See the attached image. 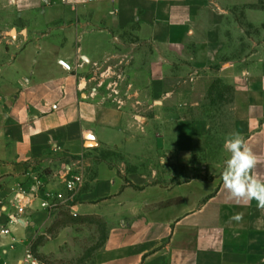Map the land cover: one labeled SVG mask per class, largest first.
<instances>
[{
  "label": "crops",
  "instance_id": "crops-1",
  "mask_svg": "<svg viewBox=\"0 0 264 264\" xmlns=\"http://www.w3.org/2000/svg\"><path fill=\"white\" fill-rule=\"evenodd\" d=\"M112 75L139 115L99 96ZM216 81L264 179V0H0V264L70 256L72 215L106 225L95 264H264L199 107Z\"/></svg>",
  "mask_w": 264,
  "mask_h": 264
},
{
  "label": "rangeland",
  "instance_id": "rangeland-1",
  "mask_svg": "<svg viewBox=\"0 0 264 264\" xmlns=\"http://www.w3.org/2000/svg\"><path fill=\"white\" fill-rule=\"evenodd\" d=\"M252 45H249V48ZM84 74L95 75L92 68L85 71ZM173 75V79H177L179 76ZM175 76V77H174ZM114 75L108 78L100 90V97L106 98L107 101L123 106L124 108L130 107V111L139 115V110L135 106L131 105L127 92V85L119 84L115 86ZM177 80H172L171 85H176ZM118 87V88H117ZM234 98V90L226 89L224 91L223 85H216L211 89L206 96L205 103L200 107L201 111L205 114L204 123L209 126V130L214 131L213 140L216 145L215 159L221 163L227 158L226 153L223 151V143L225 138L233 133L239 132V125L235 121V107L232 104ZM129 103L127 104V102ZM135 121L140 122L137 118ZM77 237V249L70 251V256L64 259L48 260L53 264H95L94 255L96 251L101 247L106 232V225L96 220L94 222L81 223L78 227Z\"/></svg>",
  "mask_w": 264,
  "mask_h": 264
},
{
  "label": "clouds",
  "instance_id": "clouds-1",
  "mask_svg": "<svg viewBox=\"0 0 264 264\" xmlns=\"http://www.w3.org/2000/svg\"><path fill=\"white\" fill-rule=\"evenodd\" d=\"M223 149L229 154L221 174L223 189L237 203L247 205L255 200L257 207L264 210V179L256 172L259 157L239 132L225 138ZM230 219L239 222L243 214L236 213Z\"/></svg>",
  "mask_w": 264,
  "mask_h": 264
},
{
  "label": "built area",
  "instance_id": "built-area-1",
  "mask_svg": "<svg viewBox=\"0 0 264 264\" xmlns=\"http://www.w3.org/2000/svg\"><path fill=\"white\" fill-rule=\"evenodd\" d=\"M87 1H94V0H87ZM64 3H69L70 0H63ZM84 179L83 176L81 174H75L72 175L70 177V179H68L66 186L67 189L70 191L75 190L79 185H81L83 183ZM63 198V194L58 193V194H52V193H47L46 194V198L44 200V202L42 203V207L43 208H50L52 207V201L53 200H60ZM25 208L22 206H18L17 207V214H12L9 216V222H14V221H18V215L24 213ZM1 233L3 234H10L11 231L9 228H4L1 230ZM27 261H29L31 264H43L40 260H38L35 256H33V254L31 252H29L27 254Z\"/></svg>",
  "mask_w": 264,
  "mask_h": 264
},
{
  "label": "trees",
  "instance_id": "trees-1",
  "mask_svg": "<svg viewBox=\"0 0 264 264\" xmlns=\"http://www.w3.org/2000/svg\"><path fill=\"white\" fill-rule=\"evenodd\" d=\"M216 85H219V82L218 81H216L215 83H214V85H213V87L215 88V86ZM87 221L88 220H86V219H83L82 220V218H81V220H80V218H78L77 216H74V215H72V216H69L68 218H67V216L64 218V219H62L61 220V222H59V224H57V229H58V227H63V226H65V225H68L69 223H76V222H78V223H87ZM34 250V249H33Z\"/></svg>",
  "mask_w": 264,
  "mask_h": 264
}]
</instances>
